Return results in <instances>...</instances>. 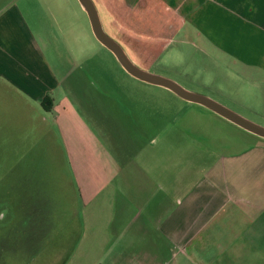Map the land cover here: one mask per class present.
<instances>
[{"label": "crops", "instance_id": "crops-1", "mask_svg": "<svg viewBox=\"0 0 264 264\" xmlns=\"http://www.w3.org/2000/svg\"><path fill=\"white\" fill-rule=\"evenodd\" d=\"M97 1L131 52L118 43L141 69L137 60L159 62L179 36L240 68L247 81L264 82V0ZM33 4L0 0V96L4 112H30L33 128L35 105L45 109L43 101L51 98L47 113L56 114L68 155L62 160L82 199L80 238L64 259L58 254L49 264H264V173H229L246 151L223 145L221 171L208 172L191 192L173 187L169 173L157 174L150 166L154 159L133 150L114 157L76 130L67 99L55 96L58 75L45 56L41 30L31 23L38 12ZM47 161L52 168L62 164L60 157ZM40 238L37 246L48 244Z\"/></svg>", "mask_w": 264, "mask_h": 264}, {"label": "rangeland", "instance_id": "rangeland-1", "mask_svg": "<svg viewBox=\"0 0 264 264\" xmlns=\"http://www.w3.org/2000/svg\"><path fill=\"white\" fill-rule=\"evenodd\" d=\"M93 1L106 33L130 51ZM26 2L38 3L33 4L38 12L31 23L41 30L45 56L58 75L55 96L67 99L66 112H75L80 133L83 129L114 157L133 150L141 158L154 159L152 169L169 173L178 190L195 191L208 172L221 171L226 144H234L236 152L246 151L242 160L229 165L230 174L264 173L263 138L128 75L94 37L78 0ZM181 41L174 37L159 62L139 59L138 65L264 127V82L247 81L237 72L240 68H229L227 62L201 52L198 43L193 47ZM46 99L47 110L35 105L33 128L30 112H8L12 107L4 112L0 96V264H49L58 254L62 260L82 234V199L63 163L67 151L56 114L47 113L51 98ZM51 157H60L62 164L52 168L47 161ZM244 161L250 164L241 166ZM40 237L49 239L48 244L37 246ZM30 242L33 247L27 248Z\"/></svg>", "mask_w": 264, "mask_h": 264}, {"label": "water", "instance_id": "water-1", "mask_svg": "<svg viewBox=\"0 0 264 264\" xmlns=\"http://www.w3.org/2000/svg\"><path fill=\"white\" fill-rule=\"evenodd\" d=\"M78 2L89 18L91 29L96 40L115 56L121 67L130 76L143 83L169 90L180 99L191 104L202 106L237 127L264 139L263 126L246 119L210 97L191 92L171 79L150 73L136 66L128 57L122 46L104 30L94 1L78 0Z\"/></svg>", "mask_w": 264, "mask_h": 264}, {"label": "trees", "instance_id": "trees-1", "mask_svg": "<svg viewBox=\"0 0 264 264\" xmlns=\"http://www.w3.org/2000/svg\"><path fill=\"white\" fill-rule=\"evenodd\" d=\"M48 99H45V102L47 101Z\"/></svg>", "mask_w": 264, "mask_h": 264}]
</instances>
